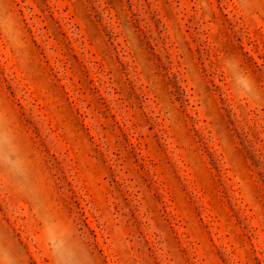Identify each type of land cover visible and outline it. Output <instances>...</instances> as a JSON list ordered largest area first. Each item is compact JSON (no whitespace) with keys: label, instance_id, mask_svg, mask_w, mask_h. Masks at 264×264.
Instances as JSON below:
<instances>
[{"label":"rangeland","instance_id":"rangeland-1","mask_svg":"<svg viewBox=\"0 0 264 264\" xmlns=\"http://www.w3.org/2000/svg\"><path fill=\"white\" fill-rule=\"evenodd\" d=\"M0 264H264V0H0Z\"/></svg>","mask_w":264,"mask_h":264}]
</instances>
